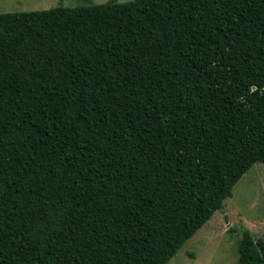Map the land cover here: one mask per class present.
I'll use <instances>...</instances> for the list:
<instances>
[{"label": "trees", "instance_id": "obj_1", "mask_svg": "<svg viewBox=\"0 0 264 264\" xmlns=\"http://www.w3.org/2000/svg\"><path fill=\"white\" fill-rule=\"evenodd\" d=\"M80 1L0 12V264H169L264 162V0Z\"/></svg>", "mask_w": 264, "mask_h": 264}, {"label": "rangeland", "instance_id": "obj_2", "mask_svg": "<svg viewBox=\"0 0 264 264\" xmlns=\"http://www.w3.org/2000/svg\"><path fill=\"white\" fill-rule=\"evenodd\" d=\"M106 2L108 0H92ZM128 1V0H118ZM80 0H0V12L77 6ZM249 230L264 236V162H256L237 182L224 207L215 212L169 264H238L239 240Z\"/></svg>", "mask_w": 264, "mask_h": 264}]
</instances>
